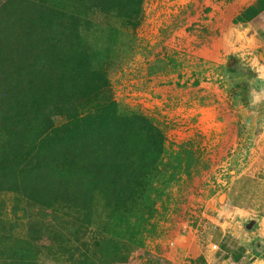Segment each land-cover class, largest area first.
<instances>
[{
  "label": "rangeland",
  "instance_id": "rangeland-1",
  "mask_svg": "<svg viewBox=\"0 0 264 264\" xmlns=\"http://www.w3.org/2000/svg\"><path fill=\"white\" fill-rule=\"evenodd\" d=\"M233 1L144 0L135 27L115 16L87 13L86 21L93 24L84 38L89 52L114 46L115 56L107 64L105 96L118 105L119 118L137 117L148 126L163 155V176L154 182L155 190L143 204L135 206L134 241L129 242L121 232L125 224L113 217L106 228L99 229L105 218L100 199L90 233L75 234L82 241L74 243V250L89 251L94 264H151L161 249H170L182 226L194 228L202 221L208 199L217 197L224 203L240 177L238 197L250 200L255 215L249 224L262 226L264 103L250 105L249 89L264 86V37L259 38L251 28L232 25L226 9ZM110 26L116 38L108 37ZM54 35L64 39L63 32L54 31ZM216 45L219 49L215 51ZM204 52L208 59L201 57ZM196 78L214 86V99L191 86ZM54 119L57 126L66 121L58 115ZM35 208L22 196L0 193V241L4 237L28 239L29 222L39 211ZM43 214L52 237L43 236L35 243L36 262L67 264L55 260L53 252L59 247L51 246L54 242L66 248L68 234L62 235L60 229L64 219L60 217L62 226L55 209ZM174 260V264H194L185 258Z\"/></svg>",
  "mask_w": 264,
  "mask_h": 264
},
{
  "label": "trees",
  "instance_id": "trees-1",
  "mask_svg": "<svg viewBox=\"0 0 264 264\" xmlns=\"http://www.w3.org/2000/svg\"><path fill=\"white\" fill-rule=\"evenodd\" d=\"M143 3L0 0V193H15L39 209L29 222L28 239L0 241V264H38L35 243L52 237L44 223L47 209H55L62 226L63 217L60 229L68 234V251L51 242L59 247L55 260L94 264L89 251H75L74 243L82 241L76 233L86 235L94 227L99 199L105 208L99 229L113 217L125 224L121 232L129 242L135 240V206L163 176V155L148 126L137 117L119 118L118 105L105 96L114 46L91 53L84 38L93 25L86 21L88 12L135 27ZM108 28V37H115L116 30ZM54 31L64 39H56ZM56 115L66 120L61 126L55 125Z\"/></svg>",
  "mask_w": 264,
  "mask_h": 264
},
{
  "label": "crops",
  "instance_id": "crops-1",
  "mask_svg": "<svg viewBox=\"0 0 264 264\" xmlns=\"http://www.w3.org/2000/svg\"><path fill=\"white\" fill-rule=\"evenodd\" d=\"M226 10L233 26L251 28L259 38L264 37V0H234ZM218 49L216 45L214 50ZM201 57L208 59L205 52ZM190 82L197 86L196 90H204L205 98L214 99L211 91L215 88L209 81L196 78ZM242 178H237L224 203L217 197L208 199L202 221L194 228L182 226L175 242L169 244L170 249H161L150 263L174 264V258H185L190 263L194 260V264H264V217L259 221L263 228L249 224L255 215L250 200L244 202L238 197Z\"/></svg>",
  "mask_w": 264,
  "mask_h": 264
},
{
  "label": "clouds",
  "instance_id": "clouds-1",
  "mask_svg": "<svg viewBox=\"0 0 264 264\" xmlns=\"http://www.w3.org/2000/svg\"><path fill=\"white\" fill-rule=\"evenodd\" d=\"M261 79H264V76H261ZM249 103L252 106L264 103V86H260L259 88L250 86Z\"/></svg>",
  "mask_w": 264,
  "mask_h": 264
}]
</instances>
